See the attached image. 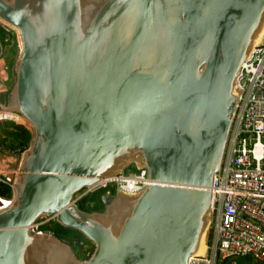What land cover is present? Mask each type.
<instances>
[{
	"label": "water",
	"instance_id": "95a60500",
	"mask_svg": "<svg viewBox=\"0 0 264 264\" xmlns=\"http://www.w3.org/2000/svg\"><path fill=\"white\" fill-rule=\"evenodd\" d=\"M0 25L18 36L0 113L32 133L6 178L0 264H203L191 257L264 0H0ZM130 165L142 189L77 208V192ZM43 215L87 238L89 257L34 234Z\"/></svg>",
	"mask_w": 264,
	"mask_h": 264
},
{
	"label": "built area",
	"instance_id": "2783aa9c",
	"mask_svg": "<svg viewBox=\"0 0 264 264\" xmlns=\"http://www.w3.org/2000/svg\"><path fill=\"white\" fill-rule=\"evenodd\" d=\"M1 26L7 32L5 40L17 46L16 31ZM6 72V65L0 56V76H3V81L6 80ZM2 84L0 82V92L6 90H2ZM235 88L241 91L232 115L221 168L213 176L210 185L207 239L203 253L191 257L194 262L201 261L203 264H216L226 258L233 259L231 264H234L235 258L244 255L264 261V31L241 63L235 77ZM3 119L28 127L26 123L18 122V116L13 114L0 113V120ZM11 165L0 162V181L9 186L6 174L11 177L15 174ZM145 175L144 169L122 171L82 188L75 194L73 201L75 203L81 196L97 188H112L115 193H135L144 187ZM105 193H109V189ZM12 202L13 194L0 197V210ZM52 220L53 215H43L30 229L34 234L52 235L49 230L40 228Z\"/></svg>",
	"mask_w": 264,
	"mask_h": 264
},
{
	"label": "trees",
	"instance_id": "16d2710c",
	"mask_svg": "<svg viewBox=\"0 0 264 264\" xmlns=\"http://www.w3.org/2000/svg\"><path fill=\"white\" fill-rule=\"evenodd\" d=\"M6 31L0 25V46L3 50L8 49V56H6V69L8 75L11 77L10 65L12 57L15 54L16 46L14 43H9L5 40ZM8 82V81H7ZM6 82V84H7ZM10 82L6 86L8 89ZM5 90V91H6ZM4 92V91H3ZM32 137L30 128L23 123H17L8 119L0 120V152L14 153L19 154L26 149ZM136 168L134 165L128 166L124 169V172L134 171ZM109 193L114 195L112 188H108ZM106 188H97L87 194L81 196L78 200L75 201V205L81 211L90 213V212H100L104 208V204L101 201V195L105 193ZM12 195V190L10 186L0 181V197H10ZM41 229L49 230L53 237L57 240L65 242L73 256L77 260H85L89 257L93 250V244L85 238L79 231L63 227L59 225L55 220H52L42 226ZM233 259L226 258L221 262L216 264H231ZM234 264H264V261H259L251 257L250 255H244L234 259Z\"/></svg>",
	"mask_w": 264,
	"mask_h": 264
},
{
	"label": "rangeland",
	"instance_id": "374dc122",
	"mask_svg": "<svg viewBox=\"0 0 264 264\" xmlns=\"http://www.w3.org/2000/svg\"><path fill=\"white\" fill-rule=\"evenodd\" d=\"M0 56H2V59H3V62H4V64H5V62H6V56H8V49L7 50H2V52L0 51ZM12 60H13V57H12ZM11 63H12V61H11ZM8 77H9V79H8V82H7V84L10 82L11 83V80H12V76L10 77L9 75H8ZM6 83V82H5ZM6 86L7 85H4V83L2 84V90H5L6 89ZM20 119V120H19ZM18 122H24L23 120H21V118H19L18 117ZM29 127V126H28ZM0 153H4V154H6V155H0L1 157H2V159L0 160V162L1 161H3L6 165H8L9 163H12V164H15V163H17L18 161H19V158H20V155H21V153L18 155V156H14V155H12L11 153H7V152H0ZM7 156V157H6ZM7 169V168H6ZM10 175H8V174H6V177H9ZM207 227V226H206ZM206 227H205V229H204V231H203V235H202V238L203 239H201L202 240V242H203V244H204V242L206 241V235H207V233H206ZM203 253V252H202ZM201 254V253H200Z\"/></svg>",
	"mask_w": 264,
	"mask_h": 264
},
{
	"label": "bare ground",
	"instance_id": "6f19581e",
	"mask_svg": "<svg viewBox=\"0 0 264 264\" xmlns=\"http://www.w3.org/2000/svg\"><path fill=\"white\" fill-rule=\"evenodd\" d=\"M263 31H264V25H263V27L261 28L260 32L258 33L257 38L254 40V42H257V41H258V39H259L260 36L262 35ZM19 120H20V119H19ZM101 180H102V179H100V180L94 182L92 185L99 183ZM201 239H203V238L200 237L199 249H198V252H197L195 255H201L202 252H203V250H204V244H203V242H202ZM200 253H201V254H200Z\"/></svg>",
	"mask_w": 264,
	"mask_h": 264
},
{
	"label": "crops",
	"instance_id": "0c3cea01",
	"mask_svg": "<svg viewBox=\"0 0 264 264\" xmlns=\"http://www.w3.org/2000/svg\"><path fill=\"white\" fill-rule=\"evenodd\" d=\"M8 79H9V77H8V71L6 72V80H4L3 81V76H0V82H3L4 83V85H7L5 82H7L8 81ZM0 155H6V154H4V153H0ZM7 157V156H6ZM2 159V157L0 156V160Z\"/></svg>",
	"mask_w": 264,
	"mask_h": 264
}]
</instances>
